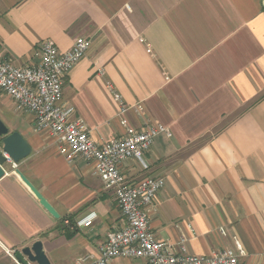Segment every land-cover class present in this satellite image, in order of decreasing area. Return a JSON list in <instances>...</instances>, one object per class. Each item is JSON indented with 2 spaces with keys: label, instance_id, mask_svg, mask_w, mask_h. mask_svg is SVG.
<instances>
[{
  "label": "crops",
  "instance_id": "crops-1",
  "mask_svg": "<svg viewBox=\"0 0 264 264\" xmlns=\"http://www.w3.org/2000/svg\"><path fill=\"white\" fill-rule=\"evenodd\" d=\"M79 36L90 47L64 77L63 101L92 138L101 143L124 133L113 91L142 104V116H122L132 126L148 119L171 132L155 137L149 169L135 159L120 165L128 184L165 179L150 212L155 236H183L200 256L233 247L237 238L246 253L241 264H264V0H0V57L18 66L36 64L45 39L66 51ZM0 107L5 123L3 115L20 118L2 91ZM21 118L22 127L7 126L32 150L0 179V264L36 241L51 264L98 254L124 224L114 190L93 162H67L32 114ZM92 212L91 224L76 223ZM109 264L148 262L121 257Z\"/></svg>",
  "mask_w": 264,
  "mask_h": 264
},
{
  "label": "built area",
  "instance_id": "built-area-1",
  "mask_svg": "<svg viewBox=\"0 0 264 264\" xmlns=\"http://www.w3.org/2000/svg\"><path fill=\"white\" fill-rule=\"evenodd\" d=\"M89 47V40L79 36L70 49L61 51L56 42L48 38L39 46L36 52L39 61L34 65L22 67L0 57V91L10 97L20 111L33 115L38 131L48 132L56 139L59 153L67 162L72 164L79 158L93 162L94 173L102 179L104 187L115 192L124 217L123 226L108 233L98 254L83 255L75 264H109L121 257L144 258L148 264H241L240 257L246 253L237 238L233 247L200 256L189 252L183 236L176 242L155 236L150 226V212L157 194L165 187V179L148 175L135 184H128L120 165L135 159L143 169H149L147 153L155 137L161 132L168 135L171 132L148 119L143 120L140 128L132 126L122 116L132 110L142 116V104L129 105L113 91L124 133L101 143L92 138L88 124L75 115L76 108L63 101L64 77L87 54ZM0 152H3L2 144ZM5 156L7 163L18 167V163ZM95 217L96 213L92 212L76 223L89 225ZM66 223L71 221L66 220ZM220 232L227 235L224 227Z\"/></svg>",
  "mask_w": 264,
  "mask_h": 264
},
{
  "label": "water",
  "instance_id": "water-1",
  "mask_svg": "<svg viewBox=\"0 0 264 264\" xmlns=\"http://www.w3.org/2000/svg\"><path fill=\"white\" fill-rule=\"evenodd\" d=\"M0 139L3 145V152H0V179L5 175L4 165L7 163L8 155L14 162L18 163L28 157L32 147L25 137L19 131H10L7 124L0 117ZM16 173L21 180L30 188L34 195L41 201H45L41 192L34 184L23 174L20 169ZM48 211L55 217H59L57 211L48 203H45ZM14 261L11 264H51L41 241L34 242L31 246L23 247L13 255Z\"/></svg>",
  "mask_w": 264,
  "mask_h": 264
},
{
  "label": "rangeland",
  "instance_id": "rangeland-1",
  "mask_svg": "<svg viewBox=\"0 0 264 264\" xmlns=\"http://www.w3.org/2000/svg\"><path fill=\"white\" fill-rule=\"evenodd\" d=\"M11 103V102H10ZM8 104H9V102H8ZM13 104V103H12ZM14 106V105H13ZM13 113L15 114V115H17V116H20V118L18 119L17 117H14V116H10V115H7V116H4L3 115V117L6 119L5 121H6V123H7V125L11 128V129H14V128H17V127H22L23 126V124L25 123V121L21 118V117H23V116H25L28 112H24V111H18L17 109H13ZM4 110L0 107V113L2 114H4ZM9 128V129H10ZM2 144V142H1V139H0V145ZM7 164V165H6ZM5 165H6V167H4V168H10L9 167V165L8 164H11V163H6ZM11 168H13L12 167V164H11ZM18 168V167H17Z\"/></svg>",
  "mask_w": 264,
  "mask_h": 264
}]
</instances>
